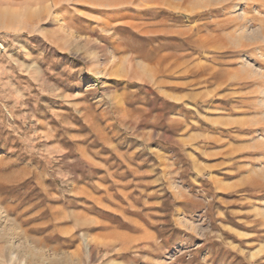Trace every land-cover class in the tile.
I'll return each instance as SVG.
<instances>
[{"label": "rangeland", "instance_id": "obj_1", "mask_svg": "<svg viewBox=\"0 0 264 264\" xmlns=\"http://www.w3.org/2000/svg\"><path fill=\"white\" fill-rule=\"evenodd\" d=\"M0 210V264H264V0H0Z\"/></svg>", "mask_w": 264, "mask_h": 264}, {"label": "bare ground", "instance_id": "obj_2", "mask_svg": "<svg viewBox=\"0 0 264 264\" xmlns=\"http://www.w3.org/2000/svg\"><path fill=\"white\" fill-rule=\"evenodd\" d=\"M239 3H240V1L236 2L237 5H239ZM6 217H7V215L3 214V212L0 210V224H3L6 222V220H9ZM9 224H13V223H9ZM1 229H0V233L4 234L3 239L5 240V243H6L5 247H6V250L8 252V257H9L8 259H11V260L20 259L21 260L22 256H21V254H20L21 257L19 255H17V250L19 251L20 248H24V247H22L23 246L22 245V242H23L22 239L19 237L18 234L17 235L15 234L16 232L14 233L11 230L6 231L3 229H2L3 230L2 231Z\"/></svg>", "mask_w": 264, "mask_h": 264}]
</instances>
